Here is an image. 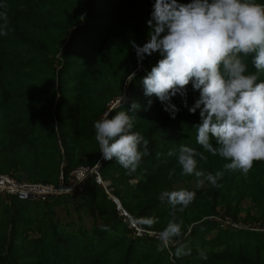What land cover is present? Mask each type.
<instances>
[{"label": "trees", "instance_id": "trees-1", "mask_svg": "<svg viewBox=\"0 0 264 264\" xmlns=\"http://www.w3.org/2000/svg\"><path fill=\"white\" fill-rule=\"evenodd\" d=\"M154 2L0 0V14L7 15L6 27L0 18V174L20 182L57 185L61 176L68 180L76 168L93 167L102 160L103 181L111 182L122 207L155 234L171 219V206L161 203L159 194L180 188L195 191L194 202L176 216L182 226L181 243L191 254L175 257L174 246L158 250V237L139 235L119 217L104 187L89 179L82 194L51 197L46 202L0 197V264H264V231L226 228L206 220L217 217L222 206V217L236 224L264 223V160L255 161L247 175L225 171L220 187L181 186L195 183V177L182 175L176 156L168 152L178 153L181 143L203 151L196 142L199 110L188 111L199 92L188 86V107L179 95L174 97L172 103L179 112L172 119L158 98L144 95L143 78L162 59L160 54L146 56L142 67L138 66L131 42L143 45L119 21L114 30L105 24L106 12L127 15L125 11L132 8L143 9L150 19ZM255 2L264 4V0ZM148 33L142 35V42L148 40ZM250 61L249 71H255ZM133 72L134 80L126 83ZM126 91L125 104L110 114L131 112V104L138 103L134 131L149 141L150 153L132 174L115 157L102 159L94 129V122ZM204 154L208 159L198 161V169L205 173L215 174L229 162ZM135 179L138 183L131 184ZM246 199L254 208L242 217ZM60 207L68 221L58 215ZM74 211L92 216L91 226L80 214L71 221ZM94 214L102 216L110 231L100 230ZM146 217L158 222L147 227L141 223ZM201 251L208 259L200 258Z\"/></svg>", "mask_w": 264, "mask_h": 264}, {"label": "clouds", "instance_id": "clouds-1", "mask_svg": "<svg viewBox=\"0 0 264 264\" xmlns=\"http://www.w3.org/2000/svg\"><path fill=\"white\" fill-rule=\"evenodd\" d=\"M0 18L6 27V13ZM147 24V42L143 46L131 42L138 66L142 67L145 57L155 53L162 59L143 78L145 97L158 98L163 110L175 119L179 109L172 99L179 95L188 107V86L191 84L199 92L188 111L195 114L199 110L201 122L195 125L196 142L203 151L181 143L178 153L170 150L168 155L176 156L182 175L195 177L197 188L205 184L220 187L218 181L225 171L238 170L247 175L255 161L264 160V81H260L264 73V4L255 0H155ZM249 58L255 71H249ZM135 75L129 74L126 83H131ZM125 99L122 95L120 107ZM151 103L149 99V107ZM139 107L133 102L131 112L105 113L94 122L102 159L111 161L115 157L129 174L136 172L142 158L150 155L149 141L134 131ZM205 152L229 162L215 174L205 173L198 169V161L208 159ZM94 167H100V163ZM195 198V191L184 188L159 194L160 202L171 206V219L158 233V250H171L174 246L175 257L191 254L181 243L182 226L176 216ZM157 222L155 217L141 219L147 227ZM100 230L110 231L102 222ZM199 255L208 259L203 251Z\"/></svg>", "mask_w": 264, "mask_h": 264}, {"label": "built area", "instance_id": "built-area-1", "mask_svg": "<svg viewBox=\"0 0 264 264\" xmlns=\"http://www.w3.org/2000/svg\"><path fill=\"white\" fill-rule=\"evenodd\" d=\"M112 109L113 105L107 113H110ZM99 163L100 167L82 166L76 168L70 173L68 180L61 176L57 185L20 182L9 174H0V197L5 199L8 197H15L20 201L46 202L51 197L78 195L84 192L89 179H94L98 185L107 190V186H109V184H106L101 177V162ZM113 200L116 202L118 210L121 211V215L124 217L126 222L129 223V226L139 235H145L144 231L140 230L138 227V223L127 213V211L123 209L120 202L114 197Z\"/></svg>", "mask_w": 264, "mask_h": 264}, {"label": "rangeland", "instance_id": "rangeland-1", "mask_svg": "<svg viewBox=\"0 0 264 264\" xmlns=\"http://www.w3.org/2000/svg\"><path fill=\"white\" fill-rule=\"evenodd\" d=\"M125 12H126L127 15H125L123 13H119L118 14V12H116V13L115 12H110V11L106 12V15H107L106 16L107 17L106 19H108V20L105 22V24L106 25H112V29L114 30L116 28V25H117L118 21H119L120 23L124 24L127 28H129V30L131 31V33H133L134 38L136 40H139V43L143 45L147 41L142 42V38L141 37H142V35L144 33L146 34L148 31H150V29L148 27V24H147V21L149 20V18L145 14L143 15L144 10L141 9V8H132V9H129V10L125 11ZM126 93H127V91L124 94L125 98H127V94ZM119 101H120V99L117 100L116 102H114L113 104H111V106L113 105V107H114L117 103L119 105ZM125 102L126 101L122 102V104L124 105ZM110 107H109V109H110ZM101 163H102V160H101ZM130 183L131 184H136V183H138V180H136V179L135 180H130ZM106 184H109V186H107V190L105 188L104 189L106 190V193L108 194L109 198L113 200V197H114L115 199L118 200V198L113 194V188H110L111 187V182H106ZM191 184H183L181 186L189 187V188L190 187L191 188L196 187V184L195 183H191ZM201 187H204V186H201ZM82 193H80V194H82ZM113 202H115V201L113 200ZM241 207L243 208L242 209L243 210L242 217L246 213V211H249V210L251 211L254 208L253 205L251 204V201L250 200H247V199L242 202ZM65 211L66 210H64L62 207H60V208L57 209L58 215L64 221L65 220L68 221L69 219H66L68 217L66 216V212ZM118 212H119V214H118L119 217L122 218L123 216L121 215L122 214L121 211L118 210ZM127 213L134 219V217L128 211H127ZM217 213L219 214L217 217L210 216V218L208 217V218H206V220L208 219V221L209 220L218 221L219 223H222L226 228L229 227V228H234V229H244V227H245V228H248V229L264 231V223H253V224L248 223L247 224L245 222H241V223H239V224L236 225V223L232 219H230L229 217H222V216H224L223 215L224 214V207H222V206H220V207L217 208ZM78 214L81 215V217L83 218V220H84L85 224L87 225V227H90L91 224H92V222H93V217L90 216V215L89 216H86V214H84L83 212L82 213H76L74 211L72 213V215H74V218H72L71 221L72 220L73 221H76L79 218V217L77 218ZM94 217H96L98 219V225L100 226L101 225V222H102V216L101 215H98V214H94ZM90 222H91V224H90ZM136 222L138 223V227L140 228V230L144 231V234H146L147 236H150V237H153V236H155V237L157 236L158 237V235H156L158 233L155 234L154 231L145 230L140 225V223L138 221H136Z\"/></svg>", "mask_w": 264, "mask_h": 264}, {"label": "water", "instance_id": "water-1", "mask_svg": "<svg viewBox=\"0 0 264 264\" xmlns=\"http://www.w3.org/2000/svg\"><path fill=\"white\" fill-rule=\"evenodd\" d=\"M117 106H119L118 103H117L113 108H115V107H117ZM236 225H237V224H236ZM244 228H245V227H244Z\"/></svg>", "mask_w": 264, "mask_h": 264}]
</instances>
